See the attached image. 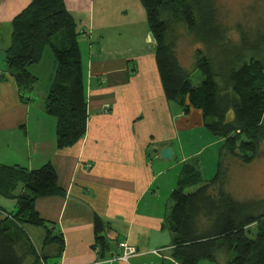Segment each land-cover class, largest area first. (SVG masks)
Segmentation results:
<instances>
[{"label": "crops", "instance_id": "crops-1", "mask_svg": "<svg viewBox=\"0 0 264 264\" xmlns=\"http://www.w3.org/2000/svg\"><path fill=\"white\" fill-rule=\"evenodd\" d=\"M30 1L0 0V165L54 167L64 194L33 205L47 229L62 235L57 264H106L120 253V242L137 251L130 264H178L164 227L170 194L185 163L199 171L205 161L215 167L220 141L204 128L199 110L185 112L164 97L139 0H62L79 34L87 121L81 140L58 149L56 122L48 121L41 104L25 103L5 63L11 21ZM38 69L29 71L37 78ZM167 147L173 150L168 160L154 153ZM14 193L25 189L20 185ZM15 210V200L0 196V218ZM15 233L24 248L23 235L44 249L46 228L24 225ZM49 256L42 254L41 264ZM214 258L197 264H228L231 255L219 251Z\"/></svg>", "mask_w": 264, "mask_h": 264}, {"label": "trees", "instance_id": "trees-1", "mask_svg": "<svg viewBox=\"0 0 264 264\" xmlns=\"http://www.w3.org/2000/svg\"><path fill=\"white\" fill-rule=\"evenodd\" d=\"M139 1L154 38L164 97L177 102L185 112L199 110L204 128L223 140L213 178L204 182L197 166L185 163L170 194L172 206L164 227L171 234L172 258L178 264H197L214 261L217 252L226 251L231 255L228 264H264V199L239 200L226 189L227 163L248 164L264 145V34L252 37L240 30L239 41L234 42L219 20L215 0ZM176 26H182L205 49L193 52V67L201 74L197 86L178 59L173 35ZM11 27V44L4 52L9 75L20 93L31 91L37 78L29 68L38 64L46 51L52 55L54 79L43 108L55 119L56 147L73 146L84 137L87 121L74 19L62 0H31L12 19ZM20 185L25 193L15 195ZM63 194L50 163L33 170L0 165V196L16 201V210L0 218V264H24L25 255L35 254L28 238L23 254L16 251L15 230L24 225L46 228L43 246L55 245L56 257L61 255L62 235L47 229L33 204L38 198ZM97 241L100 243V238Z\"/></svg>", "mask_w": 264, "mask_h": 264}, {"label": "rangeland", "instance_id": "rangeland-1", "mask_svg": "<svg viewBox=\"0 0 264 264\" xmlns=\"http://www.w3.org/2000/svg\"><path fill=\"white\" fill-rule=\"evenodd\" d=\"M215 5L218 10L219 20L227 28L228 36L234 41H239V31H244L248 35L252 36L255 33L264 34V0H215ZM173 35L175 36L176 53L178 59L183 67L189 72L190 80L193 86H197L201 81L200 71L193 67L194 59L193 52L196 48H200L205 52L203 45L195 43L193 38L189 36L182 26H176L173 29ZM54 63V69L52 71L51 63ZM38 69V80L34 85L33 90L29 91L23 89L21 94L26 98L25 103L29 102L32 105L41 104L43 106L46 85L50 84V79L53 77L56 64L52 55L46 51L42 60L36 64ZM35 70V68L33 69ZM49 81V83H48ZM47 117V116H46ZM51 120L55 119L48 116ZM218 139V138H217ZM222 144V139H218ZM206 155H209V151L201 156V159L205 160ZM217 162L215 159L214 165L211 161H205L199 168L202 172V180H211L217 171ZM199 166V164H198ZM227 179L226 189L233 193L234 197L239 200L247 199H264V145L260 147V155L248 164L239 163L236 160H232L227 163ZM208 174V175H207ZM189 189L188 191H191ZM170 199L168 207L172 206ZM54 233V232H53ZM23 243L26 244L24 235L22 236ZM25 244H23L25 246ZM34 249V255H25L24 264H41L40 256L43 254L53 253V256L45 258L47 264H57L58 258L55 257L56 246L36 247L32 244ZM24 247L22 245H16V251L18 254H23ZM136 255V254H135ZM134 255V256H135ZM133 256V257H134ZM132 258V257H131ZM130 258V259H131ZM130 259L127 264H130ZM112 257L106 262V264H115Z\"/></svg>", "mask_w": 264, "mask_h": 264}, {"label": "built area", "instance_id": "built-area-1", "mask_svg": "<svg viewBox=\"0 0 264 264\" xmlns=\"http://www.w3.org/2000/svg\"><path fill=\"white\" fill-rule=\"evenodd\" d=\"M118 248L120 249V253L112 256L113 261L116 262L115 264H127L129 259L137 254L136 249L128 246L126 242L118 243Z\"/></svg>", "mask_w": 264, "mask_h": 264}, {"label": "water", "instance_id": "water-1", "mask_svg": "<svg viewBox=\"0 0 264 264\" xmlns=\"http://www.w3.org/2000/svg\"><path fill=\"white\" fill-rule=\"evenodd\" d=\"M149 38L152 42H154V38L151 33H149ZM156 152H158L162 160H168L173 156V150L170 147H167V148H164L158 151L154 150V153Z\"/></svg>", "mask_w": 264, "mask_h": 264}]
</instances>
